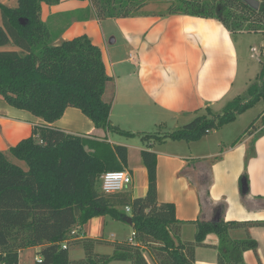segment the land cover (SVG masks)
Wrapping results in <instances>:
<instances>
[{
	"label": "trees",
	"instance_id": "trees-1",
	"mask_svg": "<svg viewBox=\"0 0 264 264\" xmlns=\"http://www.w3.org/2000/svg\"><path fill=\"white\" fill-rule=\"evenodd\" d=\"M62 1L17 0L15 8L0 4V48L13 44L19 49L0 50V99L44 123L33 130V136L0 151V264H18L22 251L36 247L40 248V261L34 264H195L194 251L208 235H215L219 241L217 264H245L243 254L257 248L248 229L264 227V222H224V205L218 204L212 208L211 222H195L193 242H183L178 236L181 222L176 218V207L158 201L155 153L140 151L147 172V192L143 197L133 199L126 192L103 194L100 177L108 171L123 170L127 149L112 148L105 141L65 134L51 127L67 108H74L98 130L134 136L111 124V104L103 100L110 78L100 49L85 34L54 43V35L41 20L42 4L54 6ZM76 1L90 3L84 20L100 21L136 17L151 0ZM161 3L167 9L163 16L174 13L213 18L232 34L264 32V0L257 11L241 0ZM261 60L257 82L243 96L229 101L220 113L206 109V114L181 129L164 136L143 135V141L146 145L167 139L198 141L211 130L234 122L258 102L264 103V50ZM258 119L264 126V110ZM10 158L23 163L25 169ZM242 181L248 188L242 177L241 192ZM209 185L208 177L199 182L201 193H205L201 203L208 204ZM106 216L123 223L129 219L133 239L121 243L90 238L72 241L81 246L83 257L70 260L68 249L62 245L70 243L71 231L82 228L92 218ZM106 246L112 247L111 253L98 252L99 247Z\"/></svg>",
	"mask_w": 264,
	"mask_h": 264
},
{
	"label": "crops",
	"instance_id": "crops-1",
	"mask_svg": "<svg viewBox=\"0 0 264 264\" xmlns=\"http://www.w3.org/2000/svg\"><path fill=\"white\" fill-rule=\"evenodd\" d=\"M0 4L7 7L1 0ZM150 4H154V0ZM16 6L14 0V5L7 8ZM88 7V1L76 0H64L54 6L42 4L41 20L46 25L52 22L56 30L54 43L85 34L100 49L106 75L110 78L103 100L111 104L109 118L118 129L139 135L170 122L188 124L193 118L204 115L206 109L214 112L215 108L224 107L240 96L234 93L239 73L237 44L234 34L218 20L174 13L163 16L166 6H157L156 10L143 7L140 15L133 18L84 20L89 14ZM0 50L19 51L13 44ZM114 111H117L115 117ZM254 124L243 134L226 141L221 138L211 142L167 139L137 148L122 145L128 154L123 170L132 178L123 192L133 199L146 194L147 172L141 163L140 151L148 150L157 156L158 201L176 207L181 241L192 243L195 222H211L212 208L218 204L224 205V222H264V126ZM43 125L33 115L12 108L0 99V151L5 152L33 136V130ZM51 127L65 134L105 141L112 148L120 145L111 140L109 132L96 129L74 108H67ZM171 141L177 142L172 144L175 146L154 149L153 145L166 147ZM212 158L216 160L211 163ZM207 177L210 185L208 204H205L201 203L205 193H201L199 182ZM242 177L246 178V194L239 187ZM117 223L108 216L96 217L82 228L74 229L77 236L65 244L70 260L83 257L81 246L72 241L88 238L105 243L130 241L131 235L116 240ZM111 226L115 229L107 236L106 228ZM248 235L256 240L257 248L255 252L243 254L244 263L264 264V227L252 226ZM218 245L217 237L208 235L194 251L195 264H217ZM39 250L36 247L22 251L18 264H34ZM98 252L109 254L112 247H99Z\"/></svg>",
	"mask_w": 264,
	"mask_h": 264
},
{
	"label": "rangeland",
	"instance_id": "rangeland-1",
	"mask_svg": "<svg viewBox=\"0 0 264 264\" xmlns=\"http://www.w3.org/2000/svg\"><path fill=\"white\" fill-rule=\"evenodd\" d=\"M1 2L5 3L7 7H12L14 5V0H1ZM161 0H154V4L146 5L144 8L146 9H157V6L160 8L163 6L165 7V4L160 3ZM261 2V0H259ZM15 6H16V0H15ZM52 30V34L56 33V30L54 29V26L52 25V22H49L47 25ZM234 41L237 44L238 48V61H239V73L237 77V81L235 83L234 93L239 94L240 96H243L246 93L247 88L257 82L256 77L259 75L261 70V59L262 54L264 50V32H255V33H235L234 34ZM254 49V51H253ZM231 101V100H230ZM223 109V107L215 108L214 114L220 113V111ZM264 110V103L262 101L255 104L252 108H249L245 113L242 115H239L236 120L232 123H229L228 125L211 130L209 134L207 133L206 136H204L202 139H206L207 141H212L217 139H224V141L229 140V138L234 137L235 135L243 134V132L250 127V124L254 122L255 127L260 126V121H257L258 117L261 115V112ZM116 112L114 111V117L116 116ZM206 114V112L204 113ZM194 119V118H193ZM256 120V121H255ZM193 120L189 121L192 122ZM187 124V123H184ZM184 124L176 125V123L170 122V124L166 126H157V128H153L150 131H147L145 133H140L139 135L135 134L133 137H126V136H119L117 134L110 133L111 140H114L118 142L120 145H130L133 148L140 147L141 145L144 146L146 143L143 141L142 136L143 135H160L164 136L166 134H170L175 132L176 130H179L184 126ZM189 124V123H188ZM201 139V140H202ZM177 143V142H175ZM169 142L166 143V147H161L164 144H158L153 145L154 149L158 148H167L169 146H175L172 144H175ZM170 151V149H168ZM132 153H136L134 150H132ZM10 160L21 166L23 169H25V165L13 158H10ZM214 158L210 160L212 163ZM115 226V225H114ZM118 229L116 230V240L122 239V238H129L131 235L132 227L130 225H127L125 222H119L115 226ZM115 229L114 227H108L106 228V235H109V232ZM26 255V253H24ZM24 255V256H25Z\"/></svg>",
	"mask_w": 264,
	"mask_h": 264
},
{
	"label": "built area",
	"instance_id": "built-area-1",
	"mask_svg": "<svg viewBox=\"0 0 264 264\" xmlns=\"http://www.w3.org/2000/svg\"><path fill=\"white\" fill-rule=\"evenodd\" d=\"M254 51V49H253ZM132 182V178L130 174L124 170L122 171H108L105 172L100 177V191L103 194H116V193H122L124 189L129 186ZM127 212H130L129 208H126ZM77 236V233L75 230L71 231L70 237L74 238ZM134 233L131 234V239H133ZM79 238V236H78ZM63 249H66V245L63 244ZM37 262L40 261V259H36Z\"/></svg>",
	"mask_w": 264,
	"mask_h": 264
},
{
	"label": "water",
	"instance_id": "water-1",
	"mask_svg": "<svg viewBox=\"0 0 264 264\" xmlns=\"http://www.w3.org/2000/svg\"><path fill=\"white\" fill-rule=\"evenodd\" d=\"M241 2L243 3V4H245L247 7H250L252 10H255V11H257L258 9H259V1H257V0H241ZM242 193L243 194H246L247 193V188L245 187V182L244 181H242ZM128 225H130V220L129 219H127L126 221H125Z\"/></svg>",
	"mask_w": 264,
	"mask_h": 264
}]
</instances>
